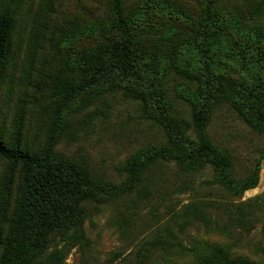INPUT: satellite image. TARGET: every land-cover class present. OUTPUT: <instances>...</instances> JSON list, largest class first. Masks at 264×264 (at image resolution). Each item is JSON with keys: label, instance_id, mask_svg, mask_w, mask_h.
I'll return each instance as SVG.
<instances>
[{"label": "rangeland", "instance_id": "374dc122", "mask_svg": "<svg viewBox=\"0 0 264 264\" xmlns=\"http://www.w3.org/2000/svg\"><path fill=\"white\" fill-rule=\"evenodd\" d=\"M127 1L133 7L140 0ZM171 1L190 18L186 22L183 17V24L175 27H181L178 35L188 38L192 32L187 24L201 18L200 1ZM248 5L241 7L246 17ZM109 17L107 0H23L16 26V55L0 92V125L11 133L22 117V143L31 148L38 147L48 130L54 129L59 134L54 147L57 155L84 159L96 176L121 182L127 176L124 164L138 150L171 144L167 130L143 116L142 101L110 84L75 97L56 124L46 117L53 108L58 77L68 74L75 57L101 42L104 34L97 29L106 31L102 23ZM160 18L145 15V37L160 36L166 23L175 22ZM19 38L21 46L17 47ZM188 42L178 47L180 61L173 60L163 85L173 117L197 139L192 99L199 91L196 76L203 70V61ZM30 43L36 48L28 58ZM225 63L223 69L235 84L251 88V75L236 63ZM225 93L213 108L207 133L231 156L236 177H249L260 163L256 187L237 193L219 183L210 165L192 170L155 159L144 168L134 191L84 200L85 238L74 242L53 232L48 251L63 249V264H184L193 252L183 248L211 242L264 263V131L251 126L235 109L230 98L237 93ZM259 95L264 100V92ZM93 111L96 114L89 116ZM7 167L0 162V175Z\"/></svg>", "mask_w": 264, "mask_h": 264}, {"label": "trees", "instance_id": "16d2710c", "mask_svg": "<svg viewBox=\"0 0 264 264\" xmlns=\"http://www.w3.org/2000/svg\"><path fill=\"white\" fill-rule=\"evenodd\" d=\"M199 1L201 18L187 24L192 34L183 38L177 31L181 27H175L183 17L186 22L190 18L176 9V2L140 0L130 7L127 0H107L110 17L102 23L107 30L97 29L104 38L94 49L75 57L68 74H61L54 84L53 108L46 117L55 124L75 97L114 84L126 96L142 101L143 116L167 130L171 144L138 150L124 164L127 176L121 182L96 176L84 159L57 155L54 147L59 134L54 129L48 130V137L38 147L31 148L22 143V117L17 118L11 133L0 125V162L8 164L0 175V264H63V249L48 251L51 234L60 232L74 242L85 238L83 201L134 191L144 168L155 159L174 161L192 170L210 165L219 183L237 193L258 185L260 163L249 177H236L231 156L206 128L215 105L225 92L232 91L237 93L230 98L235 109L251 126L264 131V100L259 95L264 92V0ZM22 3L0 0V92L16 55V26ZM247 3L248 17L241 9ZM149 13L157 14L162 21L175 22L166 23L160 36L145 37V15ZM21 41L19 38L17 47ZM184 41L201 53L203 61V70L196 76L199 91L192 99L197 139L183 131L173 117L163 85L173 60L180 61L178 47ZM35 48L30 43L28 58ZM225 61L228 66L238 64L252 76L251 88L238 86L226 75ZM187 249L193 252V258L184 264H264L235 255L224 244L195 243L182 251Z\"/></svg>", "mask_w": 264, "mask_h": 264}]
</instances>
